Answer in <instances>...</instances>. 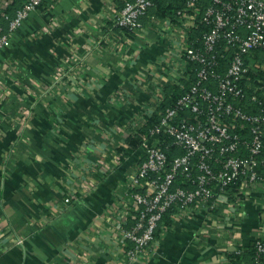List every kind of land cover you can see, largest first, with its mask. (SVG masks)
Instances as JSON below:
<instances>
[{
	"label": "crops",
	"instance_id": "obj_1",
	"mask_svg": "<svg viewBox=\"0 0 264 264\" xmlns=\"http://www.w3.org/2000/svg\"><path fill=\"white\" fill-rule=\"evenodd\" d=\"M122 1L42 0L0 51V264H121L115 219L137 152L111 162L184 67L180 37L152 17L131 36L115 28ZM170 216L133 264H252L264 240L256 189L242 204Z\"/></svg>",
	"mask_w": 264,
	"mask_h": 264
},
{
	"label": "built area",
	"instance_id": "obj_2",
	"mask_svg": "<svg viewBox=\"0 0 264 264\" xmlns=\"http://www.w3.org/2000/svg\"><path fill=\"white\" fill-rule=\"evenodd\" d=\"M14 1L0 0V17L6 21V28L0 24V51L10 33L42 2L16 0L18 7L8 15ZM152 4L153 0H126L113 8V21L137 33ZM201 8V0H186L176 13L178 23L152 17L169 36L180 37L176 48L184 67L178 78L185 77L191 63L194 81L173 106L159 112L146 133L140 132L145 118L131 132L141 141L138 165L124 182L127 205L115 219L121 264L137 262L152 247L168 210L175 218H189L196 210L213 212L222 205L242 204L255 189L264 193V80L244 82L249 63L264 71V62L255 56L264 53V0H210ZM192 30L197 37L191 36ZM246 87L251 88L248 104ZM165 137L182 151L170 160L161 148ZM120 156L114 155L112 165ZM178 178L191 188L175 185ZM217 227L230 237L235 234L225 218ZM254 249V264H264L261 235L255 237Z\"/></svg>",
	"mask_w": 264,
	"mask_h": 264
},
{
	"label": "trees",
	"instance_id": "obj_3",
	"mask_svg": "<svg viewBox=\"0 0 264 264\" xmlns=\"http://www.w3.org/2000/svg\"><path fill=\"white\" fill-rule=\"evenodd\" d=\"M126 0L120 2V7L123 5V3ZM132 1V0H127ZM186 0H153L152 6H150L145 15L141 17V21L144 17H154L157 19H167L170 20L172 23H178L176 13L179 9L183 7ZM210 0H201V7H205L208 5ZM19 3L15 0L11 6H9L6 10V13L8 15H12L14 12V9L18 7ZM201 8V9H202ZM115 23V22H114ZM0 24L6 28V21L0 17ZM115 28H118L120 30H123L128 36L132 35V32L128 31V29L121 27L117 24H115ZM206 29V28H204ZM191 36L197 37L198 32L197 31H191ZM256 57H258L260 60L264 62V53L258 51L255 54ZM260 56V57H259ZM227 61V59H226ZM225 62V59H224ZM193 64L189 63L187 64V69L184 70L185 77L179 78L177 83L173 84H166L165 85V94L162 96L161 99L157 102L155 106V110L148 115L147 113L143 115V118L146 119V124L143 125L140 128V132L146 133L149 128H151L154 123H156L159 119V112L163 111L167 107H171L175 104L176 100L184 94V92L189 88V85L194 81V75L189 70L190 67H192ZM256 64L249 63V71L247 73V76H249L248 79H245L244 82L248 83L249 81H253V79H259L262 78L264 80V71H257L256 70ZM250 79V80H249ZM246 90V98L244 99V102L248 104V96L250 95L251 88H245ZM165 142L161 143V148L164 149L167 152L168 159L170 160L172 156L177 155L181 153V150H178L175 148L174 145L171 144V140L169 138H164ZM126 144L124 146H119L116 148V151L118 153H121V159H123L125 156H130L132 153H134L137 148L140 145L141 138L139 135L135 133H131L125 138ZM175 185L182 186V187H188L191 188L190 184L185 182L184 178H178L175 182ZM171 210L166 211L163 214L161 223L163 222L164 225L170 224L171 220ZM159 228V227H158ZM157 228V229H158ZM157 232V230H156ZM156 235V233H155ZM254 243L251 244L250 249L248 251V255L252 260V264H254ZM235 254V253H233Z\"/></svg>",
	"mask_w": 264,
	"mask_h": 264
}]
</instances>
